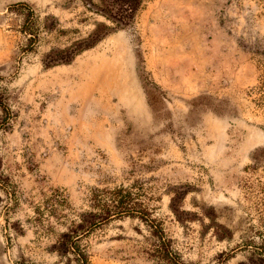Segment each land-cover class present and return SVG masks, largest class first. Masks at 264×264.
<instances>
[{
	"label": "rangeland",
	"instance_id": "1",
	"mask_svg": "<svg viewBox=\"0 0 264 264\" xmlns=\"http://www.w3.org/2000/svg\"><path fill=\"white\" fill-rule=\"evenodd\" d=\"M120 185L185 264L245 260L264 231V0H142L118 28L84 0H0V264H76L53 244ZM152 243L130 215L80 241L89 264H160Z\"/></svg>",
	"mask_w": 264,
	"mask_h": 264
},
{
	"label": "trees",
	"instance_id": "2",
	"mask_svg": "<svg viewBox=\"0 0 264 264\" xmlns=\"http://www.w3.org/2000/svg\"><path fill=\"white\" fill-rule=\"evenodd\" d=\"M142 0H99L98 4L92 0H84L85 5L91 11L100 14L115 25V28L122 27L132 21ZM113 27L103 26L102 29H95L87 38L77 41L66 50V58L69 59L77 52L88 48L108 34ZM132 186L122 185L113 188H94L91 194V211H84L79 214L78 220L73 221L67 231L62 232L52 248L61 256H68V260L76 264H89V256L85 249H82L80 241L88 236L93 230L101 225L123 216L138 217L148 228L153 237L152 247L149 255L160 264H185L178 252L172 246L171 238L167 237L162 221L154 216L153 210L138 200L132 192ZM173 209H176L173 206ZM259 242H245L246 248L251 251L245 260L237 264H264V231L258 232ZM233 254L219 255L216 264H224Z\"/></svg>",
	"mask_w": 264,
	"mask_h": 264
}]
</instances>
